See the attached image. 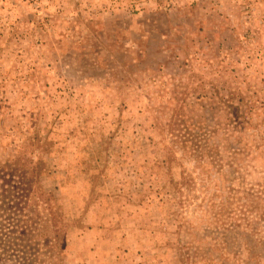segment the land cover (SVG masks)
Here are the masks:
<instances>
[{"label":"rangeland","instance_id":"obj_1","mask_svg":"<svg viewBox=\"0 0 264 264\" xmlns=\"http://www.w3.org/2000/svg\"><path fill=\"white\" fill-rule=\"evenodd\" d=\"M9 130L40 145L58 264H264V218L213 217L264 184V0H0Z\"/></svg>","mask_w":264,"mask_h":264},{"label":"trees","instance_id":"obj_2","mask_svg":"<svg viewBox=\"0 0 264 264\" xmlns=\"http://www.w3.org/2000/svg\"><path fill=\"white\" fill-rule=\"evenodd\" d=\"M230 115H233V120L239 118L237 113ZM17 133L9 130L0 136V139L11 137L7 144L0 141L3 157L0 160V256L3 252L15 251L22 255L23 264H58V258L63 255L57 247L61 237L60 207L51 192H46L40 184L46 169L41 159H33L40 145L30 135H25L23 140L18 139ZM186 184L183 179V186ZM232 191L228 190L231 199L227 200V205L233 208H221V213H215L213 217L216 221L226 216L221 224L225 226L229 222L227 229L220 228L232 232L237 227L244 238L246 231L256 224L255 217L259 220L264 218V184L259 191L245 190L242 197H235ZM213 226L216 227V223ZM212 242V250L216 252L220 243ZM236 256L238 253L232 257Z\"/></svg>","mask_w":264,"mask_h":264}]
</instances>
